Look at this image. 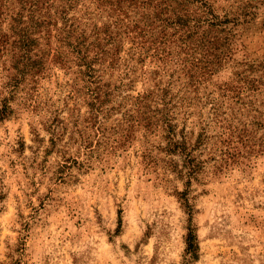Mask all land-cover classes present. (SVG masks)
I'll return each mask as SVG.
<instances>
[{"label": "rangeland", "instance_id": "1", "mask_svg": "<svg viewBox=\"0 0 264 264\" xmlns=\"http://www.w3.org/2000/svg\"><path fill=\"white\" fill-rule=\"evenodd\" d=\"M203 1L230 53L198 91L175 71V102L192 96L176 109L179 135L191 147L206 137L192 178L163 127L132 119L128 95L169 83L156 60L104 72L116 93L102 123L45 31L35 78L14 87L18 69L0 56V264H183L190 226L193 264H264V0Z\"/></svg>", "mask_w": 264, "mask_h": 264}, {"label": "trees", "instance_id": "2", "mask_svg": "<svg viewBox=\"0 0 264 264\" xmlns=\"http://www.w3.org/2000/svg\"><path fill=\"white\" fill-rule=\"evenodd\" d=\"M222 23L203 0H0V56L11 57L18 69L14 87L28 75L35 78L43 64L39 43L45 31L55 43L53 60L84 83L91 117L102 123L100 114L116 93L104 72L125 68L128 75L131 61L156 60L163 72H171L169 83L162 85L157 76V93L152 89L128 95L132 119L148 129L163 127L167 150L181 156L185 169L181 171L192 178L200 165L195 151L206 137L200 133L191 147L186 136L179 135L175 112L192 106V96L180 98L177 104L171 86L175 71L185 73L194 91L209 80L214 65L230 53L221 41ZM155 93L162 107L157 110L152 109ZM199 250L197 234L190 226L183 264H193Z\"/></svg>", "mask_w": 264, "mask_h": 264}]
</instances>
